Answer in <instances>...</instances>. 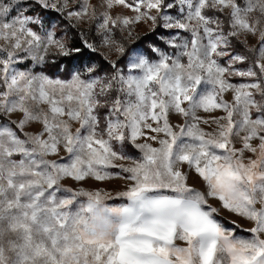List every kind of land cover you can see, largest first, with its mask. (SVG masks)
Segmentation results:
<instances>
[{"label": "snow or ice", "instance_id": "1", "mask_svg": "<svg viewBox=\"0 0 264 264\" xmlns=\"http://www.w3.org/2000/svg\"><path fill=\"white\" fill-rule=\"evenodd\" d=\"M0 42V264H264V0H0Z\"/></svg>", "mask_w": 264, "mask_h": 264}, {"label": "rangeland", "instance_id": "2", "mask_svg": "<svg viewBox=\"0 0 264 264\" xmlns=\"http://www.w3.org/2000/svg\"><path fill=\"white\" fill-rule=\"evenodd\" d=\"M92 3L98 5L100 3V0H92ZM79 27H80V29H82L85 32L90 31V26L87 22L82 23ZM136 30L141 35H143L144 33H146L148 31V26L141 24L137 27ZM0 43H2V42H0ZM250 43L255 44L256 41L251 40ZM234 79L238 80V78H234ZM226 98L231 99V95L226 94ZM220 114H221L220 112L215 113V115H220ZM171 122L173 124L183 123V118L174 115L171 117ZM202 127H204L206 130H211L206 125H202ZM212 127H215V126L213 125ZM128 154L132 157H136L138 155V153L134 149H132V150L129 149ZM126 183H127L126 181L119 180V179H114V180H110V181H103V182L89 180L84 184V186L89 188V189L101 188V189H104L106 191L115 193L116 191L123 190L126 187ZM189 184L193 187L198 188V189L203 188L202 181L195 174H193L192 177L190 178ZM108 203L109 204H119V203H121V201L110 200V201H108ZM210 203H212V205L214 207H219L218 201L210 200ZM217 219H219L221 221V223H223L227 227H233L234 225L231 224V221H236V223L240 226V227H238V228H240V230L239 231L236 230V234L238 236H242V237H247L249 235V233L244 231V229H248V228L252 227V224L250 222L243 220L242 218H239V217L235 216L234 214L227 212L226 210H221V212L217 216Z\"/></svg>", "mask_w": 264, "mask_h": 264}, {"label": "trees", "instance_id": "3", "mask_svg": "<svg viewBox=\"0 0 264 264\" xmlns=\"http://www.w3.org/2000/svg\"><path fill=\"white\" fill-rule=\"evenodd\" d=\"M75 32H76V30L73 29V30H71V32L69 33V35H70V36H73V38H77V39H78V37H75V36H74V33H75ZM142 36H143V35H142ZM96 62H97V63H102V61L99 59V57L96 58ZM130 150H132V149H130ZM236 230L239 231L240 228H236Z\"/></svg>", "mask_w": 264, "mask_h": 264}]
</instances>
